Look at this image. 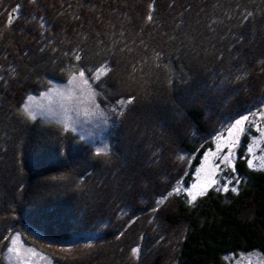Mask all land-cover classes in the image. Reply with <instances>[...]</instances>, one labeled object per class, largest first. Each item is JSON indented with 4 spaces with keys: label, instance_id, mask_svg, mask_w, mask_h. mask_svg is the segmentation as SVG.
I'll list each match as a JSON object with an SVG mask.
<instances>
[{
    "label": "trees",
    "instance_id": "16d2710c",
    "mask_svg": "<svg viewBox=\"0 0 264 264\" xmlns=\"http://www.w3.org/2000/svg\"><path fill=\"white\" fill-rule=\"evenodd\" d=\"M72 63L105 64L102 97L124 103L106 152L22 111ZM259 97L264 0H0V264L14 229L56 264L264 254V170L240 158L235 192L172 191L218 124Z\"/></svg>",
    "mask_w": 264,
    "mask_h": 264
},
{
    "label": "rangeland",
    "instance_id": "374dc122",
    "mask_svg": "<svg viewBox=\"0 0 264 264\" xmlns=\"http://www.w3.org/2000/svg\"><path fill=\"white\" fill-rule=\"evenodd\" d=\"M106 69L107 66L103 64L89 72L79 63H72L60 79H49L41 90L28 93L22 111L27 102L29 112L35 118L55 122L64 128L67 125L69 131L95 151L106 152L110 149L109 133L124 107L121 101L111 105L102 97L108 87L104 81H100ZM81 72L84 73L83 77L80 76ZM245 116L248 119L242 125L232 127ZM207 139L191 180L187 183L180 180L172 188L173 192L182 193L188 202H194L202 195L198 193H205L208 189H236L239 176L236 161L240 158L248 167L264 170V98H257L251 106L221 121ZM190 192L196 195L194 201ZM95 238L94 233L81 234L72 236L64 244L69 246ZM10 248L13 251L10 252ZM2 259L4 264H56L49 255L25 242L18 229L8 234ZM224 260L227 264H264V254L257 250H237L226 253Z\"/></svg>",
    "mask_w": 264,
    "mask_h": 264
},
{
    "label": "snow or ice",
    "instance_id": "6c2138e0",
    "mask_svg": "<svg viewBox=\"0 0 264 264\" xmlns=\"http://www.w3.org/2000/svg\"><path fill=\"white\" fill-rule=\"evenodd\" d=\"M249 15H251V13H249ZM149 19H151V15L149 16ZM77 58H79V57H77ZM80 76L83 77V76H84V73L81 72V73H80ZM85 83H87V81H85ZM29 100H31V97H29ZM128 103H131V100H129ZM23 111H24L26 114L29 115V118H30V119H35V115L29 112V106H28V103H27V102H26L25 105L23 106ZM247 119H248V117L245 116V117H243V120H237V121H236V124L233 125L232 127H233V128H237L238 126H240V125L243 124V121H246ZM65 128L67 129V125H65ZM240 130H242V128H241ZM250 166H251V165H250ZM212 183H215V181H212ZM232 191L235 192L236 189H235V188H232ZM198 194H203V192H200V193H198ZM189 195L191 196L192 201H194V200L196 199V195H193L191 192L189 193ZM189 202L191 203V201H189ZM157 203H158V204L163 203V199H161V200L158 201ZM9 251L11 252V251H13V249L10 248ZM138 251H139V250H138L137 248H134V249L132 250L133 255H134V256L138 255Z\"/></svg>",
    "mask_w": 264,
    "mask_h": 264
}]
</instances>
